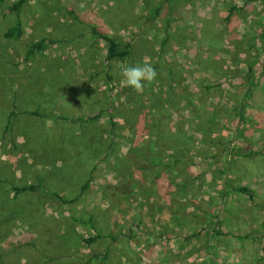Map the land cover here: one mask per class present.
I'll return each mask as SVG.
<instances>
[{
	"label": "rangeland",
	"instance_id": "rangeland-1",
	"mask_svg": "<svg viewBox=\"0 0 264 264\" xmlns=\"http://www.w3.org/2000/svg\"><path fill=\"white\" fill-rule=\"evenodd\" d=\"M12 1L0 5V264H264V0H28L7 41ZM91 27L130 56L106 62ZM41 39L43 57L25 61ZM145 61L157 77L137 93L120 71ZM155 118L175 154L152 145ZM36 179L68 200L87 186L65 205L8 189ZM21 243L35 249L4 255Z\"/></svg>",
	"mask_w": 264,
	"mask_h": 264
},
{
	"label": "trees",
	"instance_id": "trees-1",
	"mask_svg": "<svg viewBox=\"0 0 264 264\" xmlns=\"http://www.w3.org/2000/svg\"><path fill=\"white\" fill-rule=\"evenodd\" d=\"M6 1L8 0H0V5H2L3 3H6ZM28 0H13L11 3L6 4L5 9H3L2 13L4 15H9V14H13L15 17V22L14 25L12 27L7 28L3 33H2V37L7 40V41H15L16 39L20 38L23 35V27H22V23L19 19L20 14H21V10L23 5H25L27 3ZM37 8H41V4L39 1H36V5ZM226 7V6H225ZM33 8H35L33 6ZM38 9V10H39ZM154 13H156V11L158 12L159 9L155 8ZM236 11V8L234 7H230L228 8V16L226 17V20L228 19V22L231 20V16H233V13ZM237 12V11H236ZM225 19V18H224ZM225 21V20H224ZM220 22V20H217L215 22V24L218 25V23ZM222 22V21H221ZM223 23V22H222ZM90 31L92 33L93 36H95L97 39L103 41L106 45V49H105V61L106 62H111V61H125L129 56H130V48L131 45L129 42H120L114 38L108 37L106 35L101 34L99 31H97L94 27L90 28ZM165 32H167V29L165 30ZM46 40L41 39L38 42H36L35 44H32L29 48V50L26 52L25 54V61L32 59L35 55V53L39 54V57H43L42 53L45 49V44H46ZM49 43V42H48ZM110 82V77L106 75V83L107 85ZM15 105L12 104L11 108L14 109ZM152 107V106H151ZM152 110V109H151ZM150 112V110H149ZM148 112V113H149ZM14 115L12 112L9 113V115L7 116V121L8 119H10V117ZM33 116L35 117H40L39 114H37V112H33L32 113ZM99 118V114L93 115V116H86L85 118H75L74 122H79V123H91L94 122L95 120H97ZM144 118H141L140 120V124H142V122H144ZM152 123V124H151ZM144 127L149 128L148 131L151 138L153 139L152 141V145L156 146V147H162V148H171L173 149V152L175 154V143L172 142L171 139H169L166 136V132H168L169 126H168V122L165 120H162L161 118H155L154 120L149 119L148 122H145ZM37 130H40L39 128H35ZM48 135L45 134V132L41 131V132H37V133H32V138H34V135H39V140L41 142L47 140V137L51 136L52 132L48 131ZM44 134L43 137H41V135ZM36 183L35 184H29V185H24V186H9L8 184V189L10 192H12L13 197L15 198L17 195L19 194H29V195H37V196H41V197H48L50 200H52L53 202H57L60 204H71L75 201L78 200V198H80L85 189H86V184H84L80 191L78 192V194L72 198V199H65L63 197H61L59 194L55 193V192H50L48 190H46L40 183L39 179H36ZM2 183V184H1ZM87 183V182H86ZM0 185H6V182H2L0 181ZM4 187V186H3ZM235 191L237 193H240L244 196L247 197V199L249 201H252L253 198V193L250 189H248L247 187H237L235 188ZM23 196V195H22ZM216 235L219 237L225 236L224 233L221 232V230H217L216 231ZM101 238V236L96 235V236H91L88 237L86 239H83V243L85 245H89L92 243H95L97 240H99ZM243 239L248 240L249 237L248 236H243ZM251 240V239H249ZM30 247L31 249H35V247L32 244H16L14 246H12L4 255H10V254H14L16 252H18L19 250H21L22 248H28ZM251 251V249L249 250ZM3 257V254L0 253V262L1 259Z\"/></svg>",
	"mask_w": 264,
	"mask_h": 264
},
{
	"label": "clouds",
	"instance_id": "clouds-1",
	"mask_svg": "<svg viewBox=\"0 0 264 264\" xmlns=\"http://www.w3.org/2000/svg\"><path fill=\"white\" fill-rule=\"evenodd\" d=\"M120 75L126 86L133 88L137 93H142L145 84H150L157 77V71L151 63L145 61L134 66L121 67Z\"/></svg>",
	"mask_w": 264,
	"mask_h": 264
},
{
	"label": "crops",
	"instance_id": "crops-1",
	"mask_svg": "<svg viewBox=\"0 0 264 264\" xmlns=\"http://www.w3.org/2000/svg\"><path fill=\"white\" fill-rule=\"evenodd\" d=\"M215 24V22H213ZM212 24V21L211 22H208L207 23V26H210Z\"/></svg>",
	"mask_w": 264,
	"mask_h": 264
}]
</instances>
